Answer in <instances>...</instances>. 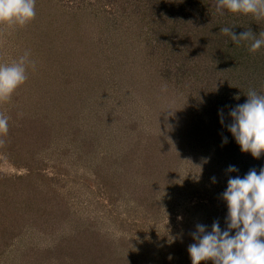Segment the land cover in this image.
I'll return each mask as SVG.
<instances>
[{"label":"rangeland","instance_id":"obj_1","mask_svg":"<svg viewBox=\"0 0 264 264\" xmlns=\"http://www.w3.org/2000/svg\"><path fill=\"white\" fill-rule=\"evenodd\" d=\"M94 10L36 0L29 25L0 34V62L25 50L36 61L0 105L9 118L0 208L19 212L27 184L20 199L33 207L11 214L0 264H192L196 225L226 229L216 192L229 177V160L216 155L222 136L211 118L200 129L192 122V101L165 76L162 49L137 12L114 24ZM155 145L172 159L155 157ZM18 176L14 191H2Z\"/></svg>","mask_w":264,"mask_h":264},{"label":"trees","instance_id":"obj_2","mask_svg":"<svg viewBox=\"0 0 264 264\" xmlns=\"http://www.w3.org/2000/svg\"><path fill=\"white\" fill-rule=\"evenodd\" d=\"M77 2L85 9H88L89 5H95V13L110 17L114 24L119 17H123V13L137 12L139 17L145 20L154 42L162 49L160 55L164 58L165 76L169 80L176 78V83L182 88L185 87L183 90L192 101L191 109L194 112L192 122L198 120L197 126L200 129L201 125H207V121L212 119L211 125L222 136V139L218 137V144H222L223 137H227L228 142L223 143L224 148L221 145L222 152L218 151L216 155L225 157L229 160V166L239 169L228 176L243 177L250 169L255 168L259 172L260 168L264 167V155L256 159L251 153H243L227 129V125L232 123L230 110L246 102L245 94L249 90L264 94V46L256 53H251L248 50L250 41L235 45L230 36L220 32L223 27H234L232 30L237 35L251 29L254 35L258 36L260 31H264V21H257L250 15L230 13L227 10L221 15L216 12L215 0H77ZM221 110L224 114V125L220 122ZM162 135L164 137V134ZM148 146L150 144L142 148L145 150ZM154 149L158 150L155 157L164 156V160H167L174 156L171 154L173 152L169 153L164 146L155 145ZM15 152L20 153L19 148H16ZM147 155L146 159H152L151 155ZM186 155L184 154L185 157ZM17 178L19 179V176L7 178L9 181L2 186V191L7 187L10 193L14 191ZM28 186L27 184L28 190L16 198V201L21 203L20 206L15 205L17 209L19 207V212H9L0 208L2 222L0 236L3 241L9 235L8 230L13 229L16 222L14 219L16 216L11 214L25 213L29 216L32 213L33 207L28 206V201L22 204L20 199L21 197L27 200L30 192ZM217 190L218 193L225 191L221 184ZM10 201L17 204L13 196ZM219 206L227 208L223 199ZM8 222L11 224L8 225Z\"/></svg>","mask_w":264,"mask_h":264},{"label":"clouds","instance_id":"obj_3","mask_svg":"<svg viewBox=\"0 0 264 264\" xmlns=\"http://www.w3.org/2000/svg\"><path fill=\"white\" fill-rule=\"evenodd\" d=\"M215 6L221 15L227 10L264 21V0H215ZM35 17L36 0H0V34L23 29ZM233 28L223 27L220 32L230 36L235 45L250 41L251 53L264 46V31L257 36L247 29L237 35ZM29 68L36 70L30 50L11 62H0V105L9 102L26 83ZM245 95L246 102L230 110L232 123L227 129L243 153H251L259 159L264 155V94L249 90ZM220 117L224 125L223 110ZM8 130L9 118L0 112V146L6 143ZM227 142V137H223V143ZM226 171L233 173L239 169L230 165ZM212 180L216 182L215 177ZM221 196L228 210L226 229H221L218 220L213 222L211 231L203 224L196 225V231L191 233L195 243L188 247L192 264L208 261L212 264H264V167L259 172L250 169L243 177L229 176Z\"/></svg>","mask_w":264,"mask_h":264}]
</instances>
